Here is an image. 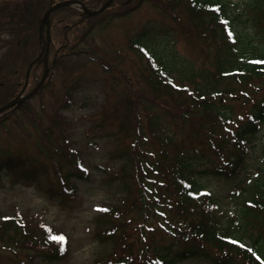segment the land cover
Segmentation results:
<instances>
[{"label":"rangeland","instance_id":"obj_1","mask_svg":"<svg viewBox=\"0 0 264 264\" xmlns=\"http://www.w3.org/2000/svg\"><path fill=\"white\" fill-rule=\"evenodd\" d=\"M47 1L0 0V104L18 93L27 63L40 53L36 13L42 14ZM137 1L114 0L112 8L84 21L81 32L94 26L89 37L77 45L86 52L60 57L30 99L0 115V156L29 158L28 165L35 168L25 174L39 172L34 180L12 183L8 177L0 179V220H20L40 238L44 234L45 242L65 246L62 257L51 261H43L27 248L14 252L0 248V264H147L152 246L170 240L160 221L164 219L136 214L130 206L132 197L128 204L123 203L128 194L125 183L132 182L123 175L135 173L123 164V150L133 151L136 128L140 138L156 147L149 130V119L155 115L169 128L176 147L202 148L192 126L168 117L175 114L177 102L192 91V84H180L181 95L153 90L145 81L151 55L129 37L148 25L153 30L142 38L153 54L168 66L185 64L194 70L212 66L217 40L209 30L196 26L194 21L200 16L189 9V0H146L125 16H113ZM248 2L251 0H231L227 8L238 4L249 12ZM42 63L39 59L35 67L39 76ZM34 79L30 77L24 93L38 78ZM232 103L235 116L243 113L245 103ZM247 147L237 177L203 179L222 210L238 211L241 191H245L242 186L262 178L253 173L243 181L245 172L264 168V122ZM206 157L214 158L210 153ZM76 169L83 177L73 175ZM66 173L68 182L62 185L58 176ZM62 186L72 193L58 197L54 192H62ZM128 188L135 191V187ZM60 233L66 237L63 242L52 238ZM177 264L208 263L189 258Z\"/></svg>","mask_w":264,"mask_h":264},{"label":"trees","instance_id":"obj_2","mask_svg":"<svg viewBox=\"0 0 264 264\" xmlns=\"http://www.w3.org/2000/svg\"><path fill=\"white\" fill-rule=\"evenodd\" d=\"M49 1L47 5L57 0ZM82 1L88 8L97 6V0ZM142 1L138 0L133 8ZM192 2L190 9L200 16L194 21L196 26L202 31L209 30L217 40L212 66L196 70L185 64L172 67L151 53L154 64L145 81L165 95L172 91L180 94V84H192V91L177 102L175 114L168 117H178L183 124L192 126L203 147H176L169 128L157 115L150 118L149 130L156 147L151 148L140 138V130L136 128L133 151L123 150V164L135 172L123 175L132 180L125 183L128 194L123 203L128 204L132 197L130 206L136 214L166 220L170 240L152 246L147 264H177L189 258L208 264H264V168L255 171H261L262 178L245 184L238 211L222 210L218 198L203 183L206 176L237 175L244 167L248 143L264 121V0L248 2L252 10L249 12L237 5L228 10L222 0ZM57 13L60 17L55 19ZM86 17L71 7L53 12L49 18L50 60L80 51L77 45L89 29L77 39L73 35ZM143 32L138 33V43ZM233 101L246 104L238 116L234 115ZM207 153L214 158L206 160ZM29 163L30 159L21 155L0 156V179L8 177L12 183L34 180L39 172L25 174L35 168ZM76 172L74 176L82 177L80 170ZM66 176L68 173L58 178L67 181ZM156 177L161 179L157 181ZM70 193L72 189L68 188L59 192L58 197ZM43 238L44 234L40 238L20 220L11 217L0 220V248H27L43 261L60 259L64 251L59 244L45 242ZM47 244L54 247L47 249Z\"/></svg>","mask_w":264,"mask_h":264},{"label":"water","instance_id":"obj_3","mask_svg":"<svg viewBox=\"0 0 264 264\" xmlns=\"http://www.w3.org/2000/svg\"><path fill=\"white\" fill-rule=\"evenodd\" d=\"M111 0H107L105 2V4H103L100 8H98L97 10H89L88 8H86V6L83 4V2H81L80 0H64V1H60V2H57L55 4H53L52 6H50L48 9L45 10L44 14H43V17L41 19V24L39 26V28L41 29V27L43 26V24H46L47 28H48V15L49 13L53 10V9H56L60 6H63V5H68V4H71L72 2H76L78 4H80V6L84 9L85 13L88 14V15H92V14H95V13H98L100 12L101 10H103L109 3H110ZM47 40H49V36L47 35ZM46 73V72H45ZM45 75V74H44ZM44 79V76L42 77L40 83L43 81ZM39 84H37L27 95H25L23 98H18V97H15L13 98L12 100H10L9 102H7L6 104L0 106V112L3 111L4 109L14 105V104H18L20 103L22 100L26 99L28 96H30L32 93H34L37 88L39 87Z\"/></svg>","mask_w":264,"mask_h":264},{"label":"snow or ice","instance_id":"obj_4","mask_svg":"<svg viewBox=\"0 0 264 264\" xmlns=\"http://www.w3.org/2000/svg\"><path fill=\"white\" fill-rule=\"evenodd\" d=\"M99 207V206H98ZM53 239H57V240H59V241H61V242H63L64 241V239H65V237H64V235L62 234V233H60V234H58V235H56V236H54V237H52ZM63 246V245H62Z\"/></svg>","mask_w":264,"mask_h":264}]
</instances>
